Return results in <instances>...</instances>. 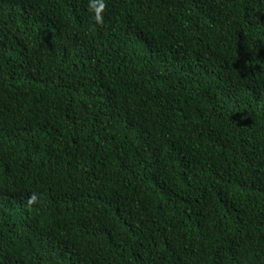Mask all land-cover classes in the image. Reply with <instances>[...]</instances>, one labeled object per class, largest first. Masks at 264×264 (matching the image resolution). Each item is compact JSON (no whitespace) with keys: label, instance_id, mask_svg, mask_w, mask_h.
<instances>
[{"label":"trees","instance_id":"16d2710c","mask_svg":"<svg viewBox=\"0 0 264 264\" xmlns=\"http://www.w3.org/2000/svg\"><path fill=\"white\" fill-rule=\"evenodd\" d=\"M0 264H264V0H0Z\"/></svg>","mask_w":264,"mask_h":264},{"label":"clouds","instance_id":"9594fccd","mask_svg":"<svg viewBox=\"0 0 264 264\" xmlns=\"http://www.w3.org/2000/svg\"><path fill=\"white\" fill-rule=\"evenodd\" d=\"M99 12V9H97V13ZM96 20H97V22L99 23L100 21H101V18H100V16L97 14V16H96Z\"/></svg>","mask_w":264,"mask_h":264}]
</instances>
